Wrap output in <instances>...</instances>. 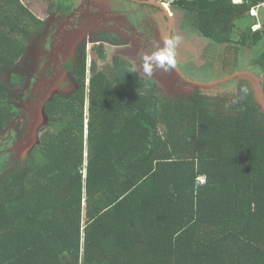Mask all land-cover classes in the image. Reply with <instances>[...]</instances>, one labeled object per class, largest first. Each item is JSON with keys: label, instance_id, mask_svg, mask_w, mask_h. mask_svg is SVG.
Wrapping results in <instances>:
<instances>
[{"label": "trees", "instance_id": "1", "mask_svg": "<svg viewBox=\"0 0 264 264\" xmlns=\"http://www.w3.org/2000/svg\"><path fill=\"white\" fill-rule=\"evenodd\" d=\"M256 4L173 6L216 52L211 61L224 73L217 82L247 63L249 51L253 74L264 76ZM37 8L0 0V74L41 31L48 13ZM50 8L69 14L74 3L55 0ZM96 50L106 64L93 63L89 79L81 47V64L68 65L79 89L54 96L39 144L0 166V264H264V112L253 80L241 82L233 111L219 112L203 91L165 96L130 61L110 63L104 45ZM10 89L0 79V133L20 114L6 104Z\"/></svg>", "mask_w": 264, "mask_h": 264}, {"label": "rangeland", "instance_id": "2", "mask_svg": "<svg viewBox=\"0 0 264 264\" xmlns=\"http://www.w3.org/2000/svg\"><path fill=\"white\" fill-rule=\"evenodd\" d=\"M79 2L80 0H73L74 7L77 8L80 5ZM90 3L89 16H87L85 8L73 19L74 22L70 25L68 23L67 28L63 29L61 24L63 21H68L66 19L69 17L66 16V13L54 11L50 17L42 21L44 25L40 26L41 31L33 33L29 38L27 50L15 68L1 71V81L8 84L12 92L6 104L16 107L20 114H15L9 129L0 133V147L7 146L10 138L19 137L22 130H25V133L17 143L14 141L15 149L12 152L0 155V166L9 159L15 163L24 153L31 151L39 144L41 128L44 124V106L54 96L60 94L70 97L79 89L80 85L73 79L68 65L71 62L75 67L81 64L80 50L84 45L88 52L89 79L93 63L98 61L99 68L106 64L101 60L103 57H99L96 50L97 47L104 45L106 57L110 63L114 56H120L130 61L135 66L138 75L150 83L156 82L165 96L177 98L189 96L193 92L201 90L210 101V109L213 108L219 112L222 110L233 111L238 89L242 87L241 82L247 78H237L209 89L197 88L184 82L174 69H170V65L161 68L150 59L153 53L165 47V33L168 30L169 19H171L174 35L170 51L173 53L172 59L182 75L189 81L206 85L217 83L219 75L224 74L223 71L220 73L217 65L211 61L212 56H216V52H212L213 48H210V42L205 40L199 32L193 30V24L186 20L184 10L171 7L169 11L167 10L170 17L168 19L164 11L149 5H144L141 8L136 3L137 6L124 3L128 6L127 9H123L125 5L117 11L105 8L106 12L102 14L100 0H90ZM107 4L111 7L110 0L107 1ZM119 14L125 15L123 23L116 19ZM127 15L131 17H127ZM100 19L106 22L97 26L96 20ZM261 20H264V14L261 16ZM87 23L88 27H86ZM104 33H107L111 38L101 41L100 37L104 36ZM55 34H57V43L53 53L50 44L52 36ZM51 54H54L53 58H50ZM243 54L245 55V53ZM254 54L252 51L246 53L247 63L243 60L239 64V68L235 69L230 77L223 80L239 73H245V71L252 74L257 73L250 63L254 60ZM146 57L149 59L146 60ZM146 65L147 73L145 72ZM261 79L264 82V76ZM254 84L259 94L257 84L255 82ZM86 85L88 88L89 80ZM257 100L260 101L259 97ZM88 106L89 104L86 102L87 123ZM14 142L11 143L14 144Z\"/></svg>", "mask_w": 264, "mask_h": 264}, {"label": "crops", "instance_id": "3", "mask_svg": "<svg viewBox=\"0 0 264 264\" xmlns=\"http://www.w3.org/2000/svg\"><path fill=\"white\" fill-rule=\"evenodd\" d=\"M107 1H109V0H100V4H101V7H102V10H100V11L103 12L102 14H105V12H106V9L105 8H107V10H110V11L111 10L117 11V10L121 9L122 6L125 5L124 3H126V5L127 4L128 5H135V3H136V4H138V7L143 8L144 5L154 6V5H150V4L145 3V1H149V2L156 3L159 0H110L111 7L108 6ZM121 1H123L124 3H122ZM83 2H85V3L87 2V5H84ZM54 3H55V0H48V2H47V0H37V4L35 6H32V5H30L29 0H22V4L24 6H26L27 8H29L30 10H32L33 13L35 12L34 10H35V8H37V6H42L43 8L46 7L48 14L46 15V17H44V18L41 19L42 21H44L45 18L50 17V15H52V13L54 12L53 9L50 8L52 5H54ZM78 4H80V5L77 8L75 6L74 7V10L76 9V11H78L80 13L83 9L86 8L85 6L89 7L91 3H90V0H80V2ZM104 4H105V6H104ZM83 5H84V7H83ZM126 5L123 7V9H127L128 8V6H126ZM135 6H137V5H135ZM63 13H66V12H63ZM263 14H262V16H263ZM66 15H68V14L66 13ZM71 16H72V14L70 15V18H72ZM124 16H125L124 14H122V15L119 14V15L116 16L117 17L116 19H118L121 23H123L124 20H125ZM128 16H130V15H127V17ZM254 18H256L257 21H258V24L254 25V27L257 26V25H259V22H261V24L264 22V20L262 21V20H260L257 17H254ZM115 21H117V20H115ZM104 22H106V21H103L102 19H100V20H96V23L95 24H97V26H100ZM98 23H99V25H98ZM258 30H260V29H258ZM258 30H255V31H258Z\"/></svg>", "mask_w": 264, "mask_h": 264}, {"label": "water", "instance_id": "4", "mask_svg": "<svg viewBox=\"0 0 264 264\" xmlns=\"http://www.w3.org/2000/svg\"><path fill=\"white\" fill-rule=\"evenodd\" d=\"M145 3L147 4H150V5H154L160 9H162L164 12H165V16L169 19V13L163 8V6L159 3V2H149V1H145ZM36 11L41 15L43 16L45 13L43 10L37 8ZM74 14H72L71 17H73ZM170 22H171V19H169ZM172 26V25H171ZM172 27L169 28V35H168V38H167V41H170L171 42V35H172ZM170 46H171V43L168 45L169 49H170ZM173 65V63H172ZM173 69L176 71V73L178 74V76L186 83L188 84H191V85H194L195 87L197 88H213V87H216V86H219V85H222V84H225V83H228L230 81H233L237 78H248V79H251L253 80L256 84H257V87H258V90H259V94L257 93V97H259V103H260V106L262 108V110L264 111V82L262 81L261 78L257 77L256 75L252 74V73H249V71H245V73H239V74H236L235 76L231 77V78H228V79H225L221 82H217V83H214V84H198V83H194L192 81H189L187 80L181 73V71L176 67V66H173Z\"/></svg>", "mask_w": 264, "mask_h": 264}, {"label": "built area", "instance_id": "5", "mask_svg": "<svg viewBox=\"0 0 264 264\" xmlns=\"http://www.w3.org/2000/svg\"><path fill=\"white\" fill-rule=\"evenodd\" d=\"M180 1H190V0H159L161 5L166 9L170 10L171 7H173L176 3ZM255 1H257V4L252 8V16L257 17L261 20V16L264 13V0H233L235 4H252ZM262 28L261 22H259V25L255 26L254 29L258 30ZM202 182H205V178L202 179Z\"/></svg>", "mask_w": 264, "mask_h": 264}, {"label": "clouds", "instance_id": "6", "mask_svg": "<svg viewBox=\"0 0 264 264\" xmlns=\"http://www.w3.org/2000/svg\"><path fill=\"white\" fill-rule=\"evenodd\" d=\"M159 2V1H157ZM160 3V2H159ZM161 4V3H160ZM164 8V7H163ZM165 9V8H164ZM166 10V9H165ZM167 11V10H166ZM170 41H166L165 42V47L163 49H159L157 50L155 53L152 54L151 56V60L156 62V65L158 67L164 68L165 65H171L173 63L171 57L173 55V53L170 51L168 45L170 44ZM146 60H148L149 58L146 57ZM145 72H148V67L146 65L145 67ZM242 91H246V89H243Z\"/></svg>", "mask_w": 264, "mask_h": 264}, {"label": "flooded vegetation", "instance_id": "7", "mask_svg": "<svg viewBox=\"0 0 264 264\" xmlns=\"http://www.w3.org/2000/svg\"><path fill=\"white\" fill-rule=\"evenodd\" d=\"M84 3V5H87V2L85 3V2H83ZM84 5H83V7H84ZM86 7V9H87V16H89V13H88V9H89V7H87V6H85ZM83 11V10H82ZM71 14H74V16L72 17V18H70V15ZM77 14H79V12L78 11H76V9L74 10V11H72L70 14H68V15H66V16H68L69 18L68 19H66V20H68V21H63V23L61 24V28L63 29V28H65L66 27V25L69 23V25L72 23V22H74L73 21V19H74V17H76V15ZM172 25V26H171ZM86 27H88V24L86 25ZM170 27H172L173 28V23L172 22H168V30H167V32L165 33L166 35H165V37H166V41H167V38H168V35H169V28ZM60 28V29H61ZM67 28V27H66ZM61 31V30H60ZM173 35H174V33H173V29H172V35H171V42H172V37H173ZM54 36V37H53ZM52 36V42H51V44H50V49L53 51V53H54V51H55V49H56V47H55V45H56V37H57V34H55V35H53ZM53 56H54V54L52 55L51 54V57L50 58H53ZM171 59H172V57H171ZM172 61H173V59H172ZM171 67H173V66H176L175 65V63H174V61H173V65L171 64L170 65Z\"/></svg>", "mask_w": 264, "mask_h": 264}]
</instances>
